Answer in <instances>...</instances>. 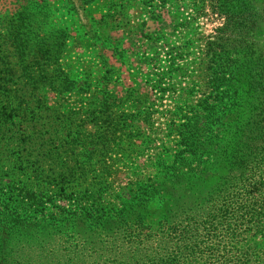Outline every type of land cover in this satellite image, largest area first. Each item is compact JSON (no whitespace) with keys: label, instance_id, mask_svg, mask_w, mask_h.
Instances as JSON below:
<instances>
[{"label":"rangeland","instance_id":"1","mask_svg":"<svg viewBox=\"0 0 264 264\" xmlns=\"http://www.w3.org/2000/svg\"><path fill=\"white\" fill-rule=\"evenodd\" d=\"M212 7L0 0V209L38 232L7 225L0 264L146 262L143 244L122 234L137 227L45 219L77 206L117 209L127 190L164 174L167 157L184 149L182 125L210 91V43L224 22ZM183 188L172 186L179 195ZM152 212L162 217L164 203ZM245 244L248 254L264 253V231L251 230Z\"/></svg>","mask_w":264,"mask_h":264},{"label":"trees","instance_id":"2","mask_svg":"<svg viewBox=\"0 0 264 264\" xmlns=\"http://www.w3.org/2000/svg\"><path fill=\"white\" fill-rule=\"evenodd\" d=\"M211 1L224 22L210 43V91L182 125L184 149L167 157L164 174L157 170L118 198L117 209L77 206L56 219L48 214L46 226L64 219L73 227L79 220L108 230L137 227L122 234L143 244L142 264H264V253L248 254L245 244L251 230L264 231V0ZM178 184L182 196L172 189ZM156 203H164L162 217L153 216ZM16 215L0 209V222L8 218L0 223V255L10 223L38 236Z\"/></svg>","mask_w":264,"mask_h":264}]
</instances>
